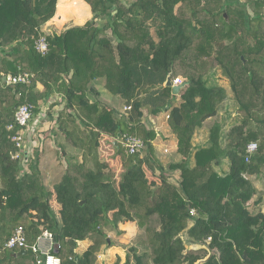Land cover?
<instances>
[{
	"label": "trees",
	"instance_id": "trees-1",
	"mask_svg": "<svg viewBox=\"0 0 264 264\" xmlns=\"http://www.w3.org/2000/svg\"><path fill=\"white\" fill-rule=\"evenodd\" d=\"M84 1L92 19L59 35H46L48 51L42 55L34 41L44 34L41 26L54 16L57 0H0V264H35L29 250L15 255L18 251L3 248L18 225L31 240L44 229L51 232L59 245L53 252L61 264L96 263L100 248L108 244L105 228L116 227L102 191L80 198L90 174L104 187L115 183L114 173L104 171L99 158L101 133L140 137L145 157L161 180L159 184L133 180L134 199L118 194L122 203L116 215L135 220L140 230L136 240L148 249L134 256V264H264V213L250 208L256 189L246 177L264 172V0H250L251 8L241 0ZM138 66L164 77L169 74L171 82L180 77L184 83L179 102L168 115L182 155L181 162L169 165L179 170L177 184L168 180L154 158V133L138 123L141 102L131 105L134 114L120 115L93 97L91 81L103 78L111 94L133 99L140 85ZM216 67L228 79L242 118L226 130L218 113L227 90L208 85L205 79ZM18 71L34 77L27 85L2 84L3 75ZM163 89L168 96L170 86ZM56 95L60 101L49 108L61 107L49 131L60 132L64 142L81 154V161H74L54 137L65 176L76 193V207L84 210L87 198L97 200L79 219L84 220L82 234L60 235L52 192L40 174L39 154L34 152L26 161L13 157L17 148L11 137L17 128L8 126L16 108L28 104L37 114L40 105ZM206 119L208 145L192 155V136ZM250 142L257 150L245 161ZM115 150L122 160L124 190V178L140 165V157L123 152L120 143ZM223 160L228 169L220 173L216 168ZM73 238H87L91 244L77 254ZM189 242L207 246L188 248ZM113 264H120V257ZM121 264H131L128 254Z\"/></svg>",
	"mask_w": 264,
	"mask_h": 264
},
{
	"label": "crops",
	"instance_id": "crops-1",
	"mask_svg": "<svg viewBox=\"0 0 264 264\" xmlns=\"http://www.w3.org/2000/svg\"><path fill=\"white\" fill-rule=\"evenodd\" d=\"M91 19L92 13L90 7L84 0H57L54 16L41 26V31L44 35L55 36L59 35L70 26H80ZM97 21L100 22L99 19H97ZM135 70L140 85L133 99L127 101L119 95L111 94L104 87L103 78H96L91 81V87L95 90L93 97L104 106L115 109L120 115L134 114L132 108L125 110L124 107L131 106L135 101L141 102L142 106L140 111L142 112V116L139 118L138 123L141 124L146 131L154 133V137L151 140L154 158L164 171L163 173L168 180L171 183L177 184L180 179L179 170H171L169 165L181 162L182 155L177 152V138L168 124V115L171 108L176 106L179 102L180 88L173 89L172 86H170V92L167 96L163 92V87L167 86L165 85L166 77H164L163 74L158 75L156 79L160 85H152L148 69L138 66ZM60 97L61 96L56 95L40 105V110L36 116L43 120V128L41 127L43 130L38 131L36 138L31 137L33 141L31 140L28 142L25 151L30 152L31 156L34 152L39 154L40 174L45 186L52 192L51 206L56 214L60 235H64V233L68 231H75L82 234L84 231V220L79 222V219L88 211L87 209L92 210L93 206L97 204V200L89 197L86 200L89 205L88 207L86 206L84 210L76 207V193L71 189L70 181L66 178L64 173V165L59 160L54 137L63 142L67 154L73 158L74 161H81L80 152L73 146L65 143L63 135L60 132L55 133L49 131L51 127L55 126L54 119L61 107L60 104H55L52 109H50L49 105L54 101L59 102ZM219 114H221L220 111L218 115ZM220 118L221 116L219 115V119ZM209 122L210 119H206L201 127L195 129L191 139L192 155L198 148L208 145ZM47 126H49V129H46ZM115 139L116 138L101 133L97 141L99 158L104 165V171H112L114 173L115 183H105L107 187H104V184L98 180V176L90 174L89 180L85 183L80 198L87 197L88 194L99 190L102 191V196L105 198V202L109 207L108 217L116 221L115 228L112 226L105 228L107 237H109L108 235L111 231L118 230L124 232V234L120 236L123 240V238H129V234L131 232V234H133L137 226L135 220L126 219L125 216L120 214V216L116 215L117 205L122 203L118 195L119 192L134 199L135 191L131 186L133 180L139 179L151 184H159L161 180L158 177V171L148 163L145 152L142 150L139 154L140 165L132 168L125 176V188L121 190L120 173L122 171V160L120 155L115 152V148L119 143V138L116 145H114ZM31 143H34V147L32 145L30 147ZM27 158L24 157V160L26 161ZM189 164L191 166L194 164L193 156H191ZM74 237L76 238V236ZM29 238L27 236V239ZM75 238H73V240H75L76 245L73 251L77 254H81L91 244V241L87 238ZM32 240L29 239V241ZM120 242L123 243L124 241H116L115 244H112L113 242L109 239L108 244L100 248L98 260L95 264H102V262L105 263V261H109L111 254H120ZM129 249L133 257L147 252L146 246L142 244L137 245V243H131ZM124 255L125 253L120 256L124 258ZM101 257L105 261H100Z\"/></svg>",
	"mask_w": 264,
	"mask_h": 264
},
{
	"label": "built area",
	"instance_id": "built-area-1",
	"mask_svg": "<svg viewBox=\"0 0 264 264\" xmlns=\"http://www.w3.org/2000/svg\"><path fill=\"white\" fill-rule=\"evenodd\" d=\"M35 50L44 55L48 51V42L46 35L40 34L34 41ZM5 85H27L31 82L34 74L18 71L16 74H6ZM183 81L180 77H176L172 81V85H183ZM131 106L124 107L125 110L130 109ZM32 112V106L28 104L19 105L14 111L13 124L8 127H16V132L12 135L11 139L14 141L17 148V152L13 155L15 158H20L23 161L27 155L25 151L28 142L31 141V137H37L38 132L35 126H43V120L36 116ZM43 128V127H42ZM36 132V133H35ZM33 141V140H32ZM119 143L126 154L136 155L144 149V141L136 136L129 133H123L119 137ZM257 144L250 142L246 146L245 150V161H249V158L256 152ZM191 215H195L194 209L190 210ZM59 245L55 243L53 235L48 230L44 229L33 241H29L25 234V229L22 225L16 226L12 234L7 238L3 244V248L7 250H26L30 251L34 255L35 264H61V259L53 251H55Z\"/></svg>",
	"mask_w": 264,
	"mask_h": 264
},
{
	"label": "rangeland",
	"instance_id": "rangeland-1",
	"mask_svg": "<svg viewBox=\"0 0 264 264\" xmlns=\"http://www.w3.org/2000/svg\"><path fill=\"white\" fill-rule=\"evenodd\" d=\"M125 1H127V0H125ZM241 1L242 2L245 1L244 3H246L250 8L252 7L250 0H241ZM148 71H149L150 80L152 81L151 84L152 85H160L158 83V81H156V79H157L158 75H161L162 73L153 72L151 70H148ZM205 79H206L208 85H221L224 88H226V90L228 92V98L224 101L222 107L220 108L221 114H219L221 116L220 121L223 124V128L226 130L231 125H233L235 123H238L242 119L241 118V114L238 112L237 102L235 101V99H233L232 92H231L230 87H229V81L222 74V71H221V69L219 67H216V68L212 69L205 76ZM35 128L37 129L36 132L43 130L40 125L35 126ZM46 129H49V126H47ZM40 136H41V134H40ZM31 145L34 147V143H31L30 147H31ZM30 154L31 153L28 152L26 157H30L31 156ZM33 156H34V153L32 154L31 157H33ZM216 169L220 173H222L224 171H227V169H228L227 160H223L222 164L220 166H218ZM246 177H248V178H250L252 180V183H253V185H254V187L256 189L255 195L251 198V200L248 202V204H249L250 208L252 210H254V212L257 209H261V211H263V213H264V172H262V174H260L258 176H256V175H251V176L246 175ZM257 199H259L258 202L257 203H253V201L257 200ZM131 233L129 234L130 235L129 238H123V240H122V238H120V236H122L124 234V232H120L118 230H115V231H111L109 233V235H108L109 237H107V242L109 241V239H111V241L113 242L112 244H115L116 241H124V242L123 243L120 242V244H119L120 245V249H119V253L120 254H115V255L111 254V258L109 259V261H105L101 257L100 261H105V263L102 262V264H113L115 262V260H116V257H120V264H121L124 261V258H125L126 254L129 255L130 262L132 264H134V257L132 256L133 255L132 252L129 251L130 250L129 246H130L131 243H137V245L141 244V243H139L136 240V237H138V235L140 234V230L138 228H136V231L133 234H131ZM182 235L185 236L184 233ZM124 237H128V236H124ZM206 246H207V242L204 245H199L197 243L189 242L188 245H187L188 248H199V247H206ZM146 249H147V247H146ZM99 252H100V250H99ZM99 252L97 254V260H98ZM147 252H148V249H147ZM147 252H145V253H147ZM123 253H125L124 258H122L120 256Z\"/></svg>",
	"mask_w": 264,
	"mask_h": 264
},
{
	"label": "water",
	"instance_id": "water-1",
	"mask_svg": "<svg viewBox=\"0 0 264 264\" xmlns=\"http://www.w3.org/2000/svg\"><path fill=\"white\" fill-rule=\"evenodd\" d=\"M224 16L226 17L225 14H224ZM1 82H2V84L4 85V83H5V77H4V76L1 77ZM165 85H167V86H172L173 89H179V88H181V87L183 86V85H172V82H171V80H170V75H169V74L166 76ZM119 137H120V134H117V137H116V139H115V141H114V145L117 144V142H118V138H119ZM82 202H83V201H81L80 203L82 204ZM24 254H26V250H24V249L19 250L18 252L15 253V255H24ZM243 256H244V258L246 259V255H245V253L243 254Z\"/></svg>",
	"mask_w": 264,
	"mask_h": 264
}]
</instances>
